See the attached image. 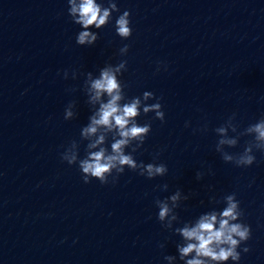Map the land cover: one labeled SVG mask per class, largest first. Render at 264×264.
I'll return each mask as SVG.
<instances>
[{"label":"water","instance_id":"95a60500","mask_svg":"<svg viewBox=\"0 0 264 264\" xmlns=\"http://www.w3.org/2000/svg\"><path fill=\"white\" fill-rule=\"evenodd\" d=\"M113 2L112 21L91 29L94 45L78 46L81 28L67 0H0V264H167L181 239L157 220L154 201L177 189L189 199L175 209L181 223L173 228L222 209V198L235 193L251 227L238 264H264V154L254 150L249 167L225 163L214 131L233 113L238 132L264 115V0ZM125 10L132 35L122 40L114 23ZM121 60L127 97L151 92L164 112L163 122L152 112L137 118L151 131L133 157L168 171L148 179L125 168L114 184L84 183L78 166L60 158L73 140L85 155L80 130L91 109L83 74ZM70 101L76 115L65 120ZM251 139L224 150L240 153ZM210 196L221 202L210 204Z\"/></svg>","mask_w":264,"mask_h":264},{"label":"clouds","instance_id":"9594fccd","mask_svg":"<svg viewBox=\"0 0 264 264\" xmlns=\"http://www.w3.org/2000/svg\"><path fill=\"white\" fill-rule=\"evenodd\" d=\"M68 15L74 24L80 26L81 30L75 37L78 46H92L98 39V33L91 29H101L112 21V13L119 9L113 0H108L107 7L102 0H67ZM115 34L122 40L132 35V27L129 11L125 10L120 14L114 23ZM128 45L125 44L119 49L121 56L128 52ZM127 61L121 60L113 65L106 63L99 68L98 74L92 72L84 73L82 90L87 99L86 103L91 109L88 123L80 130L81 141H87L85 155L79 158L78 142L71 141L65 150L60 154L63 162L69 166L76 164L81 172L84 183L91 179L98 180L102 185L115 183L118 176L125 168L137 172L141 176L153 179L157 176L166 175L168 169L164 163L137 162L135 153L145 142L151 131V122L146 121L142 125L137 118L142 114L154 113L153 119L164 121V112L159 102V97L145 91L141 96L129 99L124 91L126 84L119 78L123 71H126ZM160 64L157 65V72ZM166 70V66H165ZM64 78H68V71L65 70ZM77 78V72H72V79ZM68 91H75L69 89ZM155 99L156 102L147 104V101ZM75 101H70L64 110V119L69 120L75 117ZM235 113L228 117L224 124L214 129L219 139L216 142L215 150L221 155L225 163H232L236 167L251 166L256 157L254 150L264 154V115L255 123L249 124L242 132H238V125L233 123ZM188 122L185 123V127ZM201 131H206L205 125ZM229 131L235 135L229 136ZM241 136H250L242 152L231 154L224 149L233 148L237 145ZM111 139L110 148L106 147ZM126 149L130 151L126 152ZM158 155V154H157ZM155 159V157H154ZM211 175V170H209ZM203 172L196 173V179L200 180ZM111 177V180L109 179ZM162 191H167L168 185L158 186ZM189 199L177 189L165 199H156L155 206L158 208L157 220L166 230H171L174 235L181 239L176 244L177 256L166 255L164 260L167 264H176L177 259L183 264H238L241 252L247 253V246L241 248L242 244L251 239V227L243 222V210L236 194L231 193L222 198L224 207L220 210L211 208L201 213L194 220L182 222L181 227L173 228L174 223H181L175 209L182 201ZM221 201L215 196L209 197V203L219 204ZM203 203V201H201ZM163 248L164 245H159ZM239 249V251H238Z\"/></svg>","mask_w":264,"mask_h":264}]
</instances>
